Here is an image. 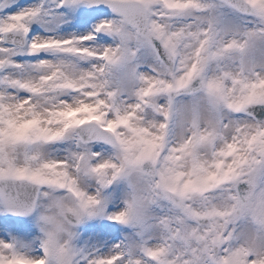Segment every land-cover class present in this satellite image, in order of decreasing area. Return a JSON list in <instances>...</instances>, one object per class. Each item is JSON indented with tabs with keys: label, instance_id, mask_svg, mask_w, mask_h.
I'll return each mask as SVG.
<instances>
[{
	"label": "snow or ice",
	"instance_id": "1",
	"mask_svg": "<svg viewBox=\"0 0 264 264\" xmlns=\"http://www.w3.org/2000/svg\"><path fill=\"white\" fill-rule=\"evenodd\" d=\"M0 264H264V0H0Z\"/></svg>",
	"mask_w": 264,
	"mask_h": 264
}]
</instances>
